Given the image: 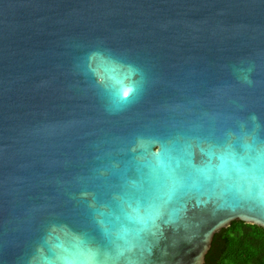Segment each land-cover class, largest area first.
<instances>
[{"label": "water", "instance_id": "1", "mask_svg": "<svg viewBox=\"0 0 264 264\" xmlns=\"http://www.w3.org/2000/svg\"><path fill=\"white\" fill-rule=\"evenodd\" d=\"M264 227V0H0V264H204Z\"/></svg>", "mask_w": 264, "mask_h": 264}, {"label": "trees", "instance_id": "2", "mask_svg": "<svg viewBox=\"0 0 264 264\" xmlns=\"http://www.w3.org/2000/svg\"><path fill=\"white\" fill-rule=\"evenodd\" d=\"M204 264H264V227L231 221L215 232Z\"/></svg>", "mask_w": 264, "mask_h": 264}]
</instances>
